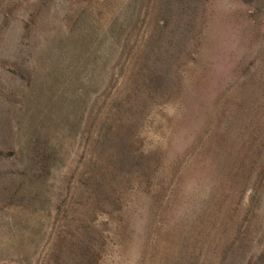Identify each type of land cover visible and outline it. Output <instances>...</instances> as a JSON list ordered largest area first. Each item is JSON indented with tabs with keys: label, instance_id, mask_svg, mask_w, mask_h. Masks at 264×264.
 I'll return each instance as SVG.
<instances>
[{
	"label": "rangeland",
	"instance_id": "rangeland-1",
	"mask_svg": "<svg viewBox=\"0 0 264 264\" xmlns=\"http://www.w3.org/2000/svg\"><path fill=\"white\" fill-rule=\"evenodd\" d=\"M0 264H264V0H0Z\"/></svg>",
	"mask_w": 264,
	"mask_h": 264
},
{
	"label": "trees",
	"instance_id": "trees-1",
	"mask_svg": "<svg viewBox=\"0 0 264 264\" xmlns=\"http://www.w3.org/2000/svg\"><path fill=\"white\" fill-rule=\"evenodd\" d=\"M221 173H218L217 178L215 179L214 183H218L220 180Z\"/></svg>",
	"mask_w": 264,
	"mask_h": 264
}]
</instances>
